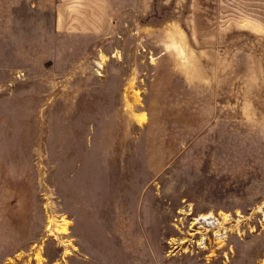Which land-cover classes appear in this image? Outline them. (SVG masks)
Instances as JSON below:
<instances>
[{
  "label": "rangeland",
  "instance_id": "374dc122",
  "mask_svg": "<svg viewBox=\"0 0 264 264\" xmlns=\"http://www.w3.org/2000/svg\"><path fill=\"white\" fill-rule=\"evenodd\" d=\"M0 264H264V0H0Z\"/></svg>",
  "mask_w": 264,
  "mask_h": 264
},
{
  "label": "built area",
  "instance_id": "2783aa9c",
  "mask_svg": "<svg viewBox=\"0 0 264 264\" xmlns=\"http://www.w3.org/2000/svg\"><path fill=\"white\" fill-rule=\"evenodd\" d=\"M203 214H207L208 217L203 216ZM220 221L221 220L219 219V216H216L214 213L212 215H210V213H200L196 216H193V224L197 227L195 230L199 231L198 233H202L204 231L207 232L208 229H211L209 226H220ZM221 226L223 227V225ZM217 231H220L219 228L217 229ZM221 232L222 234H224L226 230L224 229ZM199 237L200 239H197V243L200 245L206 241L207 237H205L204 235H200Z\"/></svg>",
  "mask_w": 264,
  "mask_h": 264
},
{
  "label": "bare ground",
  "instance_id": "6f19581e",
  "mask_svg": "<svg viewBox=\"0 0 264 264\" xmlns=\"http://www.w3.org/2000/svg\"><path fill=\"white\" fill-rule=\"evenodd\" d=\"M210 215H212V214H210ZM203 216L208 217L207 214H205V215L203 214ZM227 219H228V215H224V220L226 221ZM216 234H217V236L222 237V234H220L219 231H217Z\"/></svg>",
  "mask_w": 264,
  "mask_h": 264
}]
</instances>
